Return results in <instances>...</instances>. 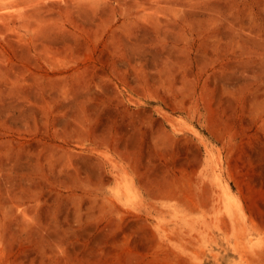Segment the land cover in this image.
<instances>
[{"label":"rangeland","instance_id":"374dc122","mask_svg":"<svg viewBox=\"0 0 264 264\" xmlns=\"http://www.w3.org/2000/svg\"><path fill=\"white\" fill-rule=\"evenodd\" d=\"M0 264H264V0H0Z\"/></svg>","mask_w":264,"mask_h":264}]
</instances>
